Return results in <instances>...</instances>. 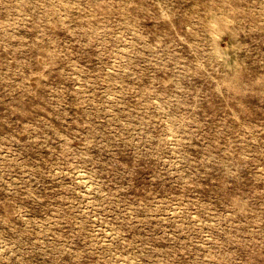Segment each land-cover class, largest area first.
I'll use <instances>...</instances> for the list:
<instances>
[{
    "label": "rangeland",
    "instance_id": "374dc122",
    "mask_svg": "<svg viewBox=\"0 0 264 264\" xmlns=\"http://www.w3.org/2000/svg\"><path fill=\"white\" fill-rule=\"evenodd\" d=\"M0 264H264V0H0Z\"/></svg>",
    "mask_w": 264,
    "mask_h": 264
}]
</instances>
